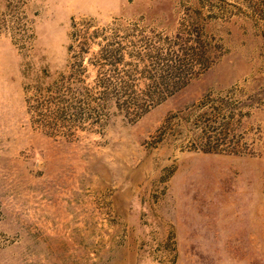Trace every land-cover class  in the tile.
Instances as JSON below:
<instances>
[{
    "label": "rangeland",
    "instance_id": "374dc122",
    "mask_svg": "<svg viewBox=\"0 0 264 264\" xmlns=\"http://www.w3.org/2000/svg\"><path fill=\"white\" fill-rule=\"evenodd\" d=\"M0 264H264V0H0Z\"/></svg>",
    "mask_w": 264,
    "mask_h": 264
}]
</instances>
